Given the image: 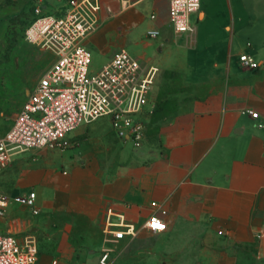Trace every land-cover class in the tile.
<instances>
[{"label": "crops", "instance_id": "obj_1", "mask_svg": "<svg viewBox=\"0 0 264 264\" xmlns=\"http://www.w3.org/2000/svg\"><path fill=\"white\" fill-rule=\"evenodd\" d=\"M101 2L100 25L84 42L93 58L104 66L125 48L157 66L152 103L164 94L175 111L148 118L135 162L95 155L90 137L107 143V118L81 126L67 150L21 154L0 172V188L36 192L39 212L11 202L0 229L34 233L37 264H98L108 208L138 226L164 208L168 229L112 244L110 264H264V0H201L192 33L174 30L169 0ZM244 53L260 66L244 67Z\"/></svg>", "mask_w": 264, "mask_h": 264}, {"label": "built area", "instance_id": "obj_2", "mask_svg": "<svg viewBox=\"0 0 264 264\" xmlns=\"http://www.w3.org/2000/svg\"><path fill=\"white\" fill-rule=\"evenodd\" d=\"M200 6L201 0H169V20L177 33L195 31L192 16ZM48 7L47 0H32L34 17L24 36L32 45L53 53L55 61L34 85L11 128L0 136V172L25 152L67 146L73 131L102 118L109 120L120 140L138 148L155 109L151 94L157 66H144L122 48L109 63L91 69L93 55L84 42L100 25L101 0H64L62 7L51 12ZM148 35L157 37L159 31L149 30ZM240 60L246 68L260 66L248 53L241 54ZM248 112L254 118L259 116L256 111ZM36 197L34 191L12 196L0 188V222L11 202L33 207L37 214ZM166 213L158 208L138 226L124 213L108 208L105 245L98 264H110L112 244L135 239L140 229L151 233L167 230ZM38 258L39 241L34 233L19 237L0 229V264H37Z\"/></svg>", "mask_w": 264, "mask_h": 264}, {"label": "rangeland", "instance_id": "obj_3", "mask_svg": "<svg viewBox=\"0 0 264 264\" xmlns=\"http://www.w3.org/2000/svg\"><path fill=\"white\" fill-rule=\"evenodd\" d=\"M47 2H49V12L64 5V0H47ZM33 17L32 0H0V136L11 128L31 88L41 78L53 58L51 52L32 45L25 39V29ZM103 63L100 58L95 57L91 69L98 70ZM75 131L68 136V145L59 149L67 150L72 147L71 135ZM90 138H92L90 144L96 150L97 158L102 164L109 165H118L126 161L135 162L136 150L144 144L143 141L141 146L134 147L131 143L120 140L114 132L108 136L107 143L98 134ZM107 144H111V147ZM141 248L142 251H146L147 245H142ZM96 254L92 255L96 257ZM189 259L187 261L191 263ZM123 263L120 260L117 264ZM132 264L153 263L147 259Z\"/></svg>", "mask_w": 264, "mask_h": 264}, {"label": "trees", "instance_id": "obj_4", "mask_svg": "<svg viewBox=\"0 0 264 264\" xmlns=\"http://www.w3.org/2000/svg\"><path fill=\"white\" fill-rule=\"evenodd\" d=\"M173 111H175V101L168 96L165 97L164 94H160V96L156 99L155 109L150 119L152 121L154 115L157 113H160L163 117H166Z\"/></svg>", "mask_w": 264, "mask_h": 264}, {"label": "snow or ice", "instance_id": "obj_5", "mask_svg": "<svg viewBox=\"0 0 264 264\" xmlns=\"http://www.w3.org/2000/svg\"><path fill=\"white\" fill-rule=\"evenodd\" d=\"M158 227H160V226L158 225Z\"/></svg>", "mask_w": 264, "mask_h": 264}]
</instances>
